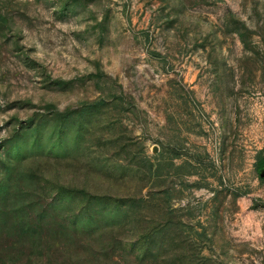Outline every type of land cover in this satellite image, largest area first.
<instances>
[{
    "label": "rangeland",
    "instance_id": "1",
    "mask_svg": "<svg viewBox=\"0 0 264 264\" xmlns=\"http://www.w3.org/2000/svg\"><path fill=\"white\" fill-rule=\"evenodd\" d=\"M263 168L264 0H0V264H264Z\"/></svg>",
    "mask_w": 264,
    "mask_h": 264
},
{
    "label": "water",
    "instance_id": "2",
    "mask_svg": "<svg viewBox=\"0 0 264 264\" xmlns=\"http://www.w3.org/2000/svg\"><path fill=\"white\" fill-rule=\"evenodd\" d=\"M259 177L264 178V168L259 171Z\"/></svg>",
    "mask_w": 264,
    "mask_h": 264
},
{
    "label": "trees",
    "instance_id": "3",
    "mask_svg": "<svg viewBox=\"0 0 264 264\" xmlns=\"http://www.w3.org/2000/svg\"><path fill=\"white\" fill-rule=\"evenodd\" d=\"M243 42V41H242Z\"/></svg>",
    "mask_w": 264,
    "mask_h": 264
}]
</instances>
